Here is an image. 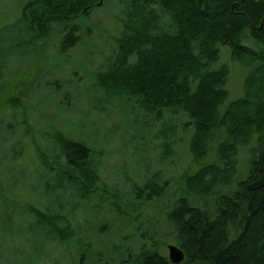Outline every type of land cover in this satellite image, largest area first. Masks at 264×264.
Listing matches in <instances>:
<instances>
[{"label":"trees","instance_id":"16d2710c","mask_svg":"<svg viewBox=\"0 0 264 264\" xmlns=\"http://www.w3.org/2000/svg\"><path fill=\"white\" fill-rule=\"evenodd\" d=\"M110 2L104 8L112 5V17L114 10L121 15L111 51L105 55L98 50L103 64L89 74L92 78L88 93L82 95L79 88L72 96L87 109L80 111L91 122L90 136L72 131L74 107L68 112L49 93L35 98L30 116L16 107L7 124L0 121L11 142L3 154L11 169L1 174L0 183L9 182L13 186L8 190L12 192L24 188L33 204L42 202V208L28 203V197L26 202H19L22 209L16 213L18 224L10 226L13 232L8 231L6 217L1 213L0 240L13 241L18 236V243L29 250L24 257L26 264H39L42 246L54 244L71 264H172L156 245L141 244L132 252L126 240L119 241L120 250L111 249L112 256L105 259L81 243L73 253L61 245L76 236L69 217L86 201L89 182H94L113 153L123 152L109 145L116 140L117 129L132 131L128 141L135 144L128 146L138 153L139 160L120 170L125 177L132 173L141 181H134L131 192L134 199L145 204L162 198L169 184L162 171L151 173L150 159L145 156L155 151L146 137L154 130L153 125L147 126V116H155L156 120L169 118L159 128L167 159H175L171 143L167 142L177 131L175 118L185 117L182 127L193 129L190 153L206 154L217 131L225 138L216 149L219 163L208 166L206 171L184 174L180 185L185 193L165 211L177 247L184 255L178 264H264V78L249 83L255 72H262L263 65L256 61L248 66L241 97L246 100L244 110L233 108L234 102H229L228 66L214 67L223 47L238 61L251 49L247 41L264 51V0ZM18 3L15 20L4 24L0 21V68L13 57L25 60L22 65L36 61L53 48L58 52L55 58L68 53L82 43L80 24L87 22L94 8L92 0ZM83 28L87 36L91 35V27ZM23 40L27 44L21 47ZM86 45L82 52L92 54L88 48L96 46L91 42ZM52 61L55 66L57 59ZM82 67L76 65L77 70ZM5 76L0 71V83ZM99 92V101H95ZM114 99H122L125 104L120 123H109L100 116L109 113ZM91 107L95 113L90 112ZM59 108L63 112L55 111ZM252 142L255 145L249 150L244 175L236 178L239 149ZM30 150L34 152L33 159L28 154ZM53 164L56 167L48 168ZM2 190L0 185V209L6 192ZM189 192H206L213 199L196 205ZM11 263L19 264L17 259Z\"/></svg>","mask_w":264,"mask_h":264},{"label":"rangeland","instance_id":"374dc122","mask_svg":"<svg viewBox=\"0 0 264 264\" xmlns=\"http://www.w3.org/2000/svg\"><path fill=\"white\" fill-rule=\"evenodd\" d=\"M19 1L23 0H0V21L2 20V24L11 23L15 20L18 14L17 7ZM92 1L94 8L87 22L83 24H80L78 21L74 22L82 26L80 29L82 43L77 44L68 53L58 55L56 58L53 56L58 52L57 49L53 48L36 61H28L22 65V61L25 60L21 61L20 56V58L13 57L6 67L0 68V71H4L6 75L0 83V121L5 120L4 122L8 123L11 120V113L16 107L20 109L19 112L23 115L28 114L30 116L35 98L42 96V93H49L53 97L55 96L54 98H57L59 103L67 107L68 112L74 107L72 131L74 133L84 132L90 136L89 133L93 131L91 122L87 121L85 113L80 111L87 109L82 101H77L72 96L77 95L79 88L82 95L88 93V86L92 78L89 74L93 73L95 69L100 68L103 64V57L98 50H102L105 55L110 53L113 46V37L117 36L115 29L120 27L118 19L121 18L120 13L115 12V10V17H112V5L111 7L104 8V5L107 6L108 3H111L110 0ZM83 26L91 27L88 30L91 35H86ZM26 40L21 42V47L27 44ZM87 42H91L93 46H96L95 49L93 47L88 48L90 52L92 51V54L89 53L88 55L85 54L86 52H82L83 48L87 49ZM246 44L250 45L249 48L251 49L245 52L244 57L240 61L231 58L227 48H221L220 60L214 66L216 68L223 64L228 66L229 73L226 88L230 94L229 102H234L233 108L240 107L243 110L246 100L241 97L244 91V80L249 69L248 66L253 65L256 61H260V66L263 65L262 72H255L253 74L254 77L250 78L249 83L251 81L255 82L254 80L258 78H264V51H262V47L255 46L256 48H254V44L252 45L249 41ZM56 59L57 62L54 66L52 65V60ZM76 65H84V67L77 70ZM100 93L96 95L95 101H99ZM261 99H264V93ZM123 105L125 104L122 99H114L109 105L111 107L109 113L107 111L106 113L103 112L100 115L101 118H104L109 123H120V111L124 107ZM62 109H55V111L63 112ZM90 112L95 113L96 110L92 108ZM175 119V129L177 131L174 133L173 138L170 136L167 140L168 143H171V152L174 153L175 159L171 157L167 159V147H161L164 139L161 138L159 128H161L163 123L169 122V118L168 116H164L162 120H156L155 116H147V126L153 125L154 130L146 137L152 142V147H155V151L145 153V156L150 159L151 173L162 171L164 180L168 181L167 183L169 184L165 195L162 198L149 201L145 204L134 199L131 192L132 188L136 185L134 181L136 182L137 180L138 184H141V181L138 180L137 176L132 175V173L125 177V173L120 170V167L125 166L130 168L131 164L135 165V162L139 160V155L128 146L135 144L133 141H128L131 139L132 131L129 130V133H127L124 129H117V138L109 145L113 149L121 148L123 152L121 154L117 152L113 153L107 164L94 177V182H89V186L86 188L87 191L85 190L86 193L88 192L86 201L81 202L79 209L75 210L69 217L71 221L70 227L76 233V236L68 243L61 245V248H68L73 253L80 246L79 243H81L85 248L90 249L91 253H95V256L105 259L112 256L111 249L112 251L120 250L119 241L122 243L126 240L127 246L132 252L141 244L156 245L160 253L168 258V245H178L174 239L175 234L172 226L165 218V211L172 201L181 196L183 192L185 193L183 191L184 188L180 185V178L186 173L193 175L194 172L200 169L206 171L208 170V166H216L219 163L216 149L219 142H222L223 138H225L224 134L217 131L213 135L212 144L209 150L205 152L206 154L203 153L201 156L197 153H190L188 147L193 129L191 127L187 129L182 127L183 123L187 121L185 117H176ZM58 126L62 128L61 124ZM0 128V138L5 139L4 142L0 141L1 176V174L9 173L11 169L9 164H6L7 161L4 158L11 142L9 143L10 135L7 130L1 126ZM254 145L252 142L239 149L236 178L244 175L245 163L250 157L249 150ZM28 154L30 159L34 158L33 150L28 151ZM51 166L48 168L56 167L54 164ZM131 170L133 171L134 169ZM21 176L20 174L19 177ZM154 178H158V175H155ZM0 185L4 189L2 192L6 191L2 201L3 205L0 209V216L2 213V216L6 217L8 231L13 232L11 230L13 228L10 226L18 224L16 223L18 222L16 213L18 214V211L22 209V204L19 202H26L27 197L30 198L31 195L24 188L21 189V192L9 191L8 189L13 185L3 180ZM24 186L30 188L26 184ZM223 190L227 191L228 189L224 188ZM204 194L197 195L190 193L192 197H195L193 200L196 205H200L203 202L208 203L213 199L206 192ZM27 202L38 208H42L41 201L33 204L30 198ZM12 239L13 241L7 239L4 241L0 240V264H12L11 262L16 259L19 264H26L24 257L29 254L27 245H20L18 242L21 239L18 236ZM58 247L57 244L49 248L42 246V254L38 259V263L71 264L70 260L65 258L62 250ZM97 264H103V262H98Z\"/></svg>","mask_w":264,"mask_h":264},{"label":"water","instance_id":"95a60500","mask_svg":"<svg viewBox=\"0 0 264 264\" xmlns=\"http://www.w3.org/2000/svg\"><path fill=\"white\" fill-rule=\"evenodd\" d=\"M168 259L172 264H178L183 260L182 250L175 245H168Z\"/></svg>","mask_w":264,"mask_h":264}]
</instances>
